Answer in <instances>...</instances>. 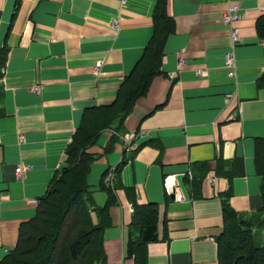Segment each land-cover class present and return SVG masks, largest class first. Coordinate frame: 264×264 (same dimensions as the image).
Instances as JSON below:
<instances>
[{"label":"crops","instance_id":"1","mask_svg":"<svg viewBox=\"0 0 264 264\" xmlns=\"http://www.w3.org/2000/svg\"><path fill=\"white\" fill-rule=\"evenodd\" d=\"M230 5L240 14L235 46L221 22ZM155 7L156 0H0V262L65 167L85 109L116 100L153 35ZM165 8L174 31L163 45V74L122 126L102 131L89 149L99 156L86 178L91 208L106 201L97 190L102 175L123 162L104 231L108 264H134L125 243L137 236L135 202L158 205V240L146 244L147 264H218L224 202L240 217L262 218L255 150L264 138V0H166ZM128 134L137 137L126 147ZM22 165L32 169L17 178Z\"/></svg>","mask_w":264,"mask_h":264},{"label":"trees","instance_id":"2","mask_svg":"<svg viewBox=\"0 0 264 264\" xmlns=\"http://www.w3.org/2000/svg\"><path fill=\"white\" fill-rule=\"evenodd\" d=\"M165 2L156 0L152 16L153 35L132 71L123 78L116 100L109 106L93 107L83 112L72 141L65 150V167L61 168L52 186L41 198L35 219L22 226L16 246L0 264H108L103 244L104 231L111 225L110 208L117 201L116 190L122 188L119 174L123 162L115 168L116 183L112 186L104 183L106 172L102 175L97 190L106 195V201L101 207L91 208L89 200L94 202L88 197L90 191L86 178L99 156L89 152V149L102 131L112 127L117 130L122 126L134 101L143 97L152 81L163 74V45L174 31ZM260 27H263L262 22ZM261 36L264 39V33ZM5 53L6 49L1 48L0 78ZM258 87L264 92V72L258 80ZM255 167L262 180L259 216L264 213V138L256 146ZM126 189L130 193L131 189ZM133 212L131 226L136 229L137 236L129 237L125 243L126 255L132 258L134 264H147L146 244L158 240V205L135 202ZM223 214L225 226L216 239L218 264H264V217L256 221L240 217L225 202ZM256 238L260 239V243L256 242Z\"/></svg>","mask_w":264,"mask_h":264},{"label":"built area","instance_id":"3","mask_svg":"<svg viewBox=\"0 0 264 264\" xmlns=\"http://www.w3.org/2000/svg\"><path fill=\"white\" fill-rule=\"evenodd\" d=\"M128 0H122V3L125 4ZM238 19H240V14H239V7L237 5H230L227 10H225L222 14V18H221V22L223 25L228 27L229 30V40H230V44L232 46L237 45L240 42V35L237 32L238 30L233 26V23L235 21H237ZM111 27L112 29L117 33L119 31V24H118V20H113L111 22ZM183 59H180L179 62V67H181L183 65ZM225 68L227 70V76L229 78H233L234 77V69H235V59L233 56L232 52H227L225 54ZM94 75H98L97 74V70H95ZM29 91L32 93H39L40 88L38 86H33L31 88H29ZM226 101H228V99L232 98V94L228 93L225 96ZM137 137L136 134H128L126 136H122V142L123 144L128 147L129 145H131L132 141ZM32 169V166H18L17 168H15L14 173L15 176L17 178H20L24 172L30 171ZM114 173H115V168H109L106 172V175L104 177V182L106 185L108 186H112V181H113V177H114ZM213 183V181H212Z\"/></svg>","mask_w":264,"mask_h":264},{"label":"rangeland","instance_id":"4","mask_svg":"<svg viewBox=\"0 0 264 264\" xmlns=\"http://www.w3.org/2000/svg\"><path fill=\"white\" fill-rule=\"evenodd\" d=\"M259 216L264 217V213H260ZM259 216H257V217H259ZM252 218L253 217H249L248 219H252ZM256 242L257 243H260V239L259 238H256Z\"/></svg>","mask_w":264,"mask_h":264}]
</instances>
